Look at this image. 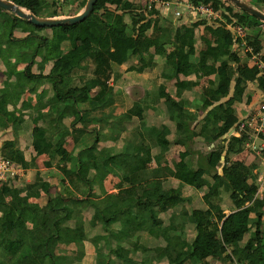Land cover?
I'll return each mask as SVG.
<instances>
[{
    "label": "trees",
    "instance_id": "trees-1",
    "mask_svg": "<svg viewBox=\"0 0 264 264\" xmlns=\"http://www.w3.org/2000/svg\"><path fill=\"white\" fill-rule=\"evenodd\" d=\"M9 1L42 18L63 15V4L70 3L75 9H82L86 3V0H66L63 4L58 0ZM157 1L169 3L173 0ZM245 1L264 10V0ZM189 3L210 4L215 10L224 7V17L236 20L245 30L247 21L252 20L255 26L261 24L248 13L240 9L237 12L236 6L224 0H190ZM158 7L155 2L148 9L146 1L144 5L134 6L131 0H97L92 14L83 22L52 29L38 28L0 9V132L10 127L16 132L23 123L22 115H16L17 110L27 108L24 103L21 108L16 107L21 97L41 87V94H46V86L50 94L47 101L57 104L60 110H67L73 116L70 130L78 123L86 130L92 123H105L110 125V135L118 124L119 135L124 131L122 123L111 124L109 119L115 92L109 87L108 81L113 67L132 60H143L144 45L154 46L159 43L164 29H157L151 38L148 37L154 21L160 18ZM50 30L66 36L64 42L54 39L48 33ZM193 38V32L182 29L175 38L176 48L165 56L174 77H186L196 71L190 61L194 53ZM231 38V34L225 30V49L232 42ZM261 40H264L261 32L255 35L248 33L247 42L254 50L259 49ZM218 52L219 49L213 48L207 64L200 68L203 75H213L215 80L209 83L202 105L196 111L205 112L220 100L229 97L228 100L210 109L202 120L188 113L184 106L173 104L170 120L175 127L174 142L184 147L174 170L159 168L148 172L135 171L130 154L133 149H140L141 143L126 144L114 159V166L120 172H114L120 176L116 194L103 193V198L91 199L94 182H100L95 172L101 168L100 162L109 158V154L98 156L96 161L86 158L88 153L94 151L98 138L83 151L69 155L62 146L65 137L69 135L68 128L34 127L33 152L41 155L44 149H49V161L46 164L50 166L56 162L64 176L60 182L69 185L59 196L65 200L71 199L75 209L52 202L48 211L43 212L29 202V198L34 195L33 191L8 203L0 201V214L8 217V220L0 218V264H70L67 256L71 257L72 254L71 264H75L73 262L79 260V253L83 254L82 241L85 240L84 230L88 223L80 218L79 213L86 206L93 211L104 233L115 229L123 238H127L135 232L158 231V210L163 203L169 204L174 210L167 219L168 224L174 226L184 239L187 226L193 228L195 236L187 242L183 254L178 258L169 252L153 254L144 250L151 253L153 260H164L166 264H185L192 260L195 264H214L217 260L228 264L232 260L241 264H264V188L261 197L256 196L258 187L255 180L248 182V178L255 179L252 166L247 167L239 161L229 162L228 159L230 154L243 151L244 139L231 138L225 149L215 145L238 121L231 114L232 105L241 101L245 89L253 81H257L258 89L264 91V77H258L255 68H242L234 76L235 72L228 63L221 62L216 67L217 61H220ZM227 55L233 62H238L232 54ZM11 57L23 64L24 68L13 80L7 81L5 67ZM48 66L49 71H46ZM89 69L91 72L87 76ZM130 70L134 71L133 68ZM142 70L140 67L136 71L141 73ZM249 101L247 99L246 102ZM9 107L12 109L9 110ZM143 111L139 104L130 108L129 114L135 117L136 124L143 122ZM49 121L53 122L52 119ZM194 140L214 144V148L198 160L197 165H203L197 168L189 162L194 152L187 146ZM223 154L224 163L221 162ZM3 156L22 167L26 166L18 150H6ZM222 164V172L219 173L217 169ZM103 170L107 173L110 171L105 168ZM167 177L176 179L179 187L165 188L163 183ZM206 177H210L211 183ZM82 183L87 186V199L78 197L71 190ZM185 186L202 191V200L206 205L203 219L179 216V209L190 202L189 198L182 196L181 189ZM48 188L43 186L42 191L48 192ZM225 192L229 193L228 205L234 210L227 216L220 207L221 196ZM8 193L7 186L0 188V196ZM70 221L74 223L73 227L67 226ZM68 246L70 249H67ZM110 253L124 264L130 262L129 253L121 247Z\"/></svg>",
    "mask_w": 264,
    "mask_h": 264
},
{
    "label": "crops",
    "instance_id": "crops-1",
    "mask_svg": "<svg viewBox=\"0 0 264 264\" xmlns=\"http://www.w3.org/2000/svg\"><path fill=\"white\" fill-rule=\"evenodd\" d=\"M131 1L132 3L135 2V0ZM189 1L190 0H173L169 2L167 6L158 7L160 18L154 21L152 28L148 32V37L151 38L157 29H164L159 38V43L154 46L144 45L142 49L143 60H132L122 66H115L112 68L108 85L114 90L115 95L113 105L110 109L111 118L109 119L111 124L113 122L122 123L124 131L119 135L117 134L118 124L115 125V131L111 130L110 135L108 134L110 125L105 123H92L88 125L87 130L78 123L75 128L70 130L69 127L73 120V116L70 115L67 110H60L57 104L47 101L50 94L47 93L48 87L46 86V94H41V87L38 91L27 93L25 97H21L16 107L21 108L22 103H24L27 108L25 110L18 109L16 115H22L23 123L18 127L16 132H13L11 127L2 129L0 132V152L3 154L6 150H18L23 155L26 166L22 167V165H20L24 169V177L17 183L9 182L7 184L9 193L0 196L1 202L8 203L19 197H24L28 191H33L34 195L29 198V202L35 204L43 212L48 211L49 205L52 202L71 210L75 209V204L71 202V199L65 200L64 197L59 196L62 192L64 193L65 187H69V185L67 182L63 185L60 182L61 178H64V176L57 167L56 162L52 163L50 166L46 164V162L49 161V149H44L41 155H36L33 152L32 129L38 126L43 128H68L69 135L65 137L62 146L69 155H75L83 151L86 147L93 145L95 138L99 139V142L94 144V151L88 153L86 158L91 161H96L98 156L106 154H109V158L102 160L100 162L101 168H98L95 172L100 182H94L92 200L103 198V193L116 194L118 192L120 176H116L114 172H120L114 166V159L115 155L125 148L124 146L126 144L141 143L140 149H133L130 154V160L135 171L148 172L159 168L174 170L175 165L180 160V153L184 152V147L176 145L174 142L175 127L174 122L170 120L173 104L184 106L188 113L194 114L197 116L196 118L198 120H202L210 109L219 103L225 102L229 98L227 97L220 100L205 112L196 111L202 105L205 94L209 88V83L215 80V76H205L200 71V68L207 64V59L212 49H219L218 57L220 61H217L216 67L219 66L221 62H226L233 68L235 72L234 76H236L242 68H253L248 58L242 57L238 51V46L233 42L229 44L227 49L224 48V34L226 29L223 27L222 23H208L200 16L186 14L184 9L186 3H189ZM244 2L246 3V1ZM137 3L144 5L145 0H137ZM252 7L264 14V10L254 6ZM223 9L224 7L221 10L222 12L224 11ZM76 10H78V8ZM176 12H179L181 16L177 17ZM76 14L78 13H64L58 17H70ZM196 23L198 24L194 26ZM255 28H257L256 30L259 28L260 32H264V23L261 22V24H259V26L257 25ZM182 29H184L185 32H193L194 34L192 43L194 53L191 54L190 61L196 67V71L186 77L182 75L174 77L171 66L165 61V56L176 48L175 38L177 35H180ZM48 33L52 35V30L48 31ZM52 36L56 39L54 35ZM65 39L66 36L59 41L64 42ZM259 47L264 51V40L260 41ZM227 53L232 54L233 57L235 56L238 62H233L228 57ZM148 58L149 63H147ZM19 65L22 66L21 70L17 69ZM13 66L16 67V71H13ZM10 67H12V72ZM140 67H142L143 70L141 73H138L136 70ZM23 68V64L17 63L11 57L8 66L5 67L7 72L5 79L7 81L13 80L15 75L21 72ZM131 68H133L134 71H131ZM47 70L49 71V66L46 71ZM90 72L91 70L89 69L86 73L87 76L90 75ZM233 86L234 80L231 81V92H233ZM261 97L262 92L258 89L257 81L249 83L241 101L235 102L232 105L231 114L238 120L240 117L247 114L251 102L257 101ZM247 99L250 100L248 103L246 102ZM134 104H139L144 109L142 114L143 122L141 124L138 122L136 124L135 117L129 114V110ZM83 106L88 107L87 104ZM124 107L127 108L125 109V113L127 112L126 115H128L129 118H127V120H118L119 113ZM11 109L12 108L9 107V110ZM117 110L120 111L117 112ZM51 119L53 120L52 123L49 121ZM164 129L166 130L165 132ZM228 132L216 142V146L222 149L226 148L227 142L233 138L228 136ZM74 139L76 140L74 141ZM187 146L194 152L189 157V162L192 166L198 163L201 156H204L214 148V144L208 145L198 140L188 143ZM243 151L237 154H230L228 156L229 162L239 161L247 167L252 166V175L255 176V162L250 156L251 154L247 155V153L245 154ZM223 156L225 161V155L223 154ZM141 159H143V162L137 163V161ZM224 161L222 163H224ZM60 166H62V164ZM103 168L110 170L109 173L105 172ZM222 168L223 164L217 169L219 173L222 172ZM206 180L211 183L210 177H206ZM253 180H255L256 183V178H248L249 183ZM108 182L111 184L114 183L111 191L106 189V184ZM163 184L165 188L179 187V182L172 177H167ZM256 185L258 187V192L259 184L256 183ZM43 186L49 187L48 192L42 191ZM71 190H73L78 197L87 199V186L84 183L79 184L76 189ZM181 191L182 196L189 198L190 202L179 209V216H193L196 220L203 219V212L206 209V205L202 200V191L194 190L188 186L183 187ZM225 193L226 195L223 196ZM225 193L221 196L220 207L227 216L234 210L228 205L229 193ZM259 197H261V195ZM173 211L174 210L169 204L163 203L158 210L160 213L159 221H163V224H158V231L148 230L138 233L135 232L131 233V236L127 238H123L118 230L115 229L104 233L100 224V230H84L85 240L82 241L84 254L79 263L78 261H74L73 263L124 264L119 258H116L110 253V251H114L117 247H121L129 253L128 258L130 262L128 264H166L164 260L159 262L158 260H153L151 253L144 250H149L153 254H157L161 251L169 252L174 258H178L183 254L187 242L191 241L195 234L193 228L187 226L184 231L186 239H184L179 235V232L174 226L168 224L167 219L170 218L169 216ZM199 214H201V218L198 217ZM79 215L80 218L86 222H88L87 219L91 217L95 220V225H98V222L93 216V211L87 206ZM0 218L8 220L7 216H2L1 214ZM95 225L90 223L85 229L95 228ZM67 226L73 227L74 223L70 221ZM163 227L164 229L167 228L166 230H172V235H168L167 232L165 233ZM152 231H155V233ZM170 236H176L178 238V242L182 249L178 254L179 256L174 254L175 249L173 250L172 247L166 246V243L171 240ZM97 237L105 238L98 239ZM213 238H215V235ZM71 246L74 248L73 245ZM67 249H70V246H68ZM67 257L71 264V257H73V254L71 257ZM40 263H42L41 260ZM25 264L34 263L30 262ZM185 264H195V261H188V263ZM214 264L227 263L217 260Z\"/></svg>",
    "mask_w": 264,
    "mask_h": 264
},
{
    "label": "built area",
    "instance_id": "built-area-1",
    "mask_svg": "<svg viewBox=\"0 0 264 264\" xmlns=\"http://www.w3.org/2000/svg\"><path fill=\"white\" fill-rule=\"evenodd\" d=\"M58 1L63 4L66 0ZM145 1L148 9L150 4L154 2L159 7L169 4L168 2L161 3L157 0ZM184 11L189 15L200 16L208 23H222L223 27L231 33L232 42L238 46V51L242 57L248 58L252 67L258 70V77H264V51L260 47L256 51L249 45L247 42L248 33L236 20H227L224 17L226 14L224 11L215 10L210 4L192 5L186 3ZM176 16L179 17L181 14L176 12ZM261 34L263 35L264 32H261ZM261 92L262 97L257 101L251 102L247 114L238 119L237 123L229 130L228 136L237 139L243 138L244 152L251 154L255 159L264 163V91ZM22 177H24V169L0 152V188L7 186L9 182L17 183ZM256 183L259 184L256 196H260L264 187V173L257 177ZM230 264L241 263L232 260Z\"/></svg>",
    "mask_w": 264,
    "mask_h": 264
},
{
    "label": "water",
    "instance_id": "water-1",
    "mask_svg": "<svg viewBox=\"0 0 264 264\" xmlns=\"http://www.w3.org/2000/svg\"><path fill=\"white\" fill-rule=\"evenodd\" d=\"M227 1L249 15L257 18L259 21L264 23V14L252 6L242 2L241 0H224ZM97 0H86V3L82 10L70 17H53V18H42L37 17L31 12L24 8L15 5L9 0H0V9L12 13L15 17L28 21L33 26L38 28H57L60 26H71L83 22L92 14L94 6ZM224 161V156L221 157V162Z\"/></svg>",
    "mask_w": 264,
    "mask_h": 264
},
{
    "label": "rangeland",
    "instance_id": "rangeland-1",
    "mask_svg": "<svg viewBox=\"0 0 264 264\" xmlns=\"http://www.w3.org/2000/svg\"><path fill=\"white\" fill-rule=\"evenodd\" d=\"M242 2H244L245 0H241ZM245 3V2H244ZM133 4H134V6H140L139 4L140 3H137V0H135V2H133ZM246 4H247V1H246ZM63 9H62V12H64V13H69V14H73V13H79L82 9H78V10H76L75 8H74V6H73V4H70V3H67V4H63ZM237 8V7H236ZM238 9L239 8H237V12H238ZM241 10V9H240ZM239 10V11H240ZM253 23V21L252 20H250V21H247V25L245 26L246 27V32H248V33H250V34H252V35H255V34H260V29L258 28V30H256L257 28H255V27H257V25L259 26V24H257L256 26H255V24L253 25L252 24ZM52 35H54L55 36V38L56 39H58V40H62L63 39V37H64V35H62V34H59V33H57V32H55L54 30H52ZM13 68H14V70L13 71H16V67H14L13 66ZM17 69H22V66H17ZM10 70H11V72H12V67H10ZM120 109V108H119ZM125 109H127L126 107H124V109H122L121 111L120 110H117V112L118 111H120V113H119V117L117 118L118 120H127V118H129V116L128 115H126L127 114V112L125 113ZM207 150V149H206ZM206 152V151H205ZM140 154V153H139ZM141 155V154H140ZM247 155H248V153H247ZM142 156V155H141ZM251 157H252V159L254 160V162H255V168H256V174H255V176H254V178H256L257 179V177L259 176V175H261V174H263L264 173V163L263 162H261L260 160H257V159H255L252 155H250ZM145 161V160H144ZM143 162V159H141V160H139V161H137V163H142ZM203 165V163H200V164H196V165H194V166H192V167H194V168H197L198 166L200 167V166H202ZM113 185H114V183L113 184H111L110 182H108L107 184H106V189L108 190V191H111V189H112V187H113ZM224 195H226V193L225 194H223V196ZM163 210V209H162ZM196 214H197V212H196ZM198 217L199 218H201V214H199L198 215ZM87 223L88 224H94L95 225V220L94 219H92L91 217L90 218H88L87 219ZM158 224H163V221L162 220H160L159 221V223ZM95 228H86L85 230H100V227H99V224L98 225H95L94 226ZM163 229H164V227H163ZM167 229V228H166ZM166 229H164V231H165V233L167 232L168 233V235H172L171 234V231L172 230H166ZM156 231V230H155ZM155 231H152V232H154L155 233ZM171 237V240L169 241V242H167L166 243V246H170V247H172V249L174 250L175 249V251H174V254H176V255H178L179 254V252L182 250L181 249V245H180V243L178 242V238L176 237V236H170ZM177 240V241H176ZM0 246L2 247V242H0ZM73 250H74V248H73ZM155 251H156V249H155ZM82 253L84 254V251H82ZM83 254H81V253H79V260H78V263L81 261V258L83 257ZM176 255H174V256H176ZM179 256V255H178ZM226 262H227V260H226ZM186 263H188V261L186 262ZM228 264V263H227Z\"/></svg>",
    "mask_w": 264,
    "mask_h": 264
}]
</instances>
